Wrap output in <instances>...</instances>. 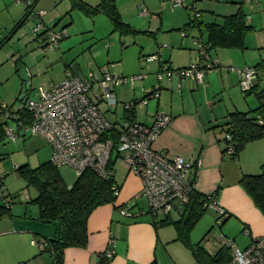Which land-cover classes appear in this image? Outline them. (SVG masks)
<instances>
[{"label": "crops", "instance_id": "1", "mask_svg": "<svg viewBox=\"0 0 264 264\" xmlns=\"http://www.w3.org/2000/svg\"><path fill=\"white\" fill-rule=\"evenodd\" d=\"M144 1L146 2V0ZM173 1L161 0V9L158 8L155 10L156 12L154 10L151 12L152 17L157 19L159 23L157 22L158 24H156L149 21V28L145 31L156 34L164 28L163 18L161 15L157 17V13L159 14L160 10H167L168 5L176 8L173 5ZM188 2L190 1H186L183 6H188ZM229 2L240 4L239 9L243 8V0H229ZM254 2L261 4L262 1L251 2L253 8ZM117 4L123 16L119 0H117ZM191 5L192 3L189 4L188 9H193ZM224 8L231 11L229 13L232 14L235 11H239L237 6L228 5ZM150 11L148 12L147 10L144 14L141 11V14L147 16ZM215 13L216 10L214 9L213 14L215 15ZM261 13L264 14V12ZM68 14H71L72 17L71 10L68 11ZM249 15L247 14V19H250ZM172 16L174 17V24L170 28L175 27L174 29L181 31L182 39L165 36V39L168 38L169 41L172 40L175 43L174 46H170L167 43L159 44L157 51L150 54V56L157 55L159 59L150 60L146 58V60L149 62L157 61L159 69L161 64H168L175 70L188 67L200 60L206 62L201 57L200 49L198 51L196 49L197 39L194 41L193 38H188V33L191 34L192 29L188 31L183 29L187 23L196 18V14L193 16L190 12L188 17H186V15L182 14V11L174 10ZM178 18L181 21H178ZM176 19L178 22L175 21ZM51 20L55 22L56 18L52 17ZM199 20L204 23L202 26L205 27L206 31L207 23L224 22V19L222 21H207L202 13ZM73 23L74 18L72 17V20L64 28ZM181 23L185 25L180 26ZM253 23L250 24L256 28L255 22ZM130 24L139 30L140 27ZM57 25H59V22H56L51 27L55 28ZM202 26L200 29H202ZM41 37H44V41L47 42L46 34H37L36 38L39 39ZM247 38L248 35L246 37L248 48ZM251 38L253 39V37ZM212 50L214 51L212 52ZM212 50L210 51L212 57L220 60L221 66L219 69L208 71L203 83H199L194 78H181L177 74L171 80L165 77L161 81L160 96H151L150 100L153 98L156 100L154 102L149 100L147 105L144 104L148 107L145 116L141 118L137 114V119L138 121L151 124L159 111L171 115L172 121L162 131L155 142V147L158 150L167 152L170 156L181 155L192 160L202 159L201 167L191 172V176L196 179V187L203 193H211L220 186L218 202L223 208L232 213V217L223 226L222 233L234 239L236 243L239 240L244 241L246 247L254 238L264 235V213L243 187L241 179L244 174L264 171V138L249 143L237 159L224 152L226 147L224 124L228 115L235 111L253 109V102L248 101L247 95L243 97L240 93L241 77L239 73L237 71L233 72L234 70L230 68L228 69V67L232 66V63H236L240 53H237L234 49L215 48ZM144 56L147 55L144 54ZM261 57V61H263L264 51L261 52ZM246 58L248 57L243 60L247 63L246 65L253 66V56L252 60ZM249 63L252 64L248 65ZM65 67V77L68 71L87 75L91 71L106 68L99 66L98 69L83 70L81 65L75 62H68ZM255 79L256 84H259L261 88L264 87V82H261V74L258 75V79L257 77ZM154 85L147 87L144 84L142 86L144 91L142 98L146 97L148 93L151 94ZM233 88L237 89L238 98L234 99L232 97L231 102L225 103V105L218 103L219 95L223 94L224 96L226 91L231 94V89ZM142 98L135 97L130 102ZM5 154L2 151L0 160ZM115 171V178L121 184L117 201L101 205L93 211L88 222V245L86 247L73 246L67 248L65 251V264H199L191 249L177 240L176 228L173 225L157 226L155 224V219L162 218L159 217V214L157 216L153 214V216H149L148 214L150 213L143 212L136 216L128 217L121 213L118 207L122 204L138 205L136 210L143 209L138 202L139 196H142L143 182L139 176L133 175L129 170H123L119 174L115 166ZM13 214L12 217H5L0 221V264H53L51 253L41 250L39 245L35 243V239L44 236H54L57 232L56 223L41 221L39 219L40 210H33V212L28 210L26 212H16L13 210ZM166 215L172 218L173 211L170 214H164V216ZM178 218L174 217V219ZM211 230L197 242H202L203 240V245L211 253H216L221 248V237L210 234ZM113 240L116 253L112 258L105 259L103 254L111 246ZM237 244L240 246L239 242Z\"/></svg>", "mask_w": 264, "mask_h": 264}, {"label": "built area", "instance_id": "2", "mask_svg": "<svg viewBox=\"0 0 264 264\" xmlns=\"http://www.w3.org/2000/svg\"><path fill=\"white\" fill-rule=\"evenodd\" d=\"M26 1L32 3L34 0ZM186 1L188 0H174L173 5L181 7ZM189 1H192L191 6L195 9L196 16L200 17L201 12L196 8L199 0ZM145 12L147 8L143 7L142 13ZM47 14L46 9H33L31 16L34 15L39 20L33 30L36 34L46 32L47 45L53 48L60 44L68 32L65 28H50L44 19ZM197 42L201 57L206 62L200 60L178 70L168 64H161L157 72L158 83L154 85L151 96H160L161 81L165 77L171 80L177 74L181 78H194L203 83L208 71L221 66L220 60L212 57L209 45L200 40ZM149 59L157 60L159 57L152 55ZM229 68L239 73L244 90L253 87L258 74L254 66ZM148 77L147 73L127 76L114 73L108 68L91 71L87 75L68 71L63 81L50 87L41 86L36 98L31 97L29 88L19 106L1 101L0 158L2 147L7 141L18 143L29 132L32 135H41L53 147L51 161L55 165L72 167L78 175L87 169H93L100 176L109 178L115 174L111 160H121L129 172L142 179L141 195L147 197L154 213L161 211L170 214L174 207L181 211L190 202L192 192L197 188L191 172L201 167L202 159L170 156L155 147L162 131L170 125L171 115L159 111L151 124L124 117L113 121L108 116V113H117L120 102L117 94L119 86L131 85L135 89L138 81ZM139 100L147 105L150 97ZM134 105V102H129L125 107ZM113 132L118 133V141L112 135ZM227 137L231 139L230 134ZM231 152L233 147H230L229 153ZM15 166L17 168L19 164L16 163ZM0 199L7 205L13 203V198L8 197L5 175L2 173ZM207 207L218 211L220 215L226 214V209L219 204L216 197L209 199ZM134 209L127 204L120 211L125 216L133 217L136 216ZM112 242L103 254L106 259L112 258L116 253L114 240ZM35 243L43 251L50 246L49 240L43 237L36 238ZM221 246L232 248L230 264H264V235L254 238L248 246L242 248L234 239L223 234Z\"/></svg>", "mask_w": 264, "mask_h": 264}, {"label": "rangeland", "instance_id": "3", "mask_svg": "<svg viewBox=\"0 0 264 264\" xmlns=\"http://www.w3.org/2000/svg\"><path fill=\"white\" fill-rule=\"evenodd\" d=\"M85 1L96 5L100 0ZM243 1L242 7L244 11L246 14L252 16L248 21L250 23L255 22L257 26L255 30L248 34L247 41L249 47L245 50L218 48L234 49L237 53H240V57L236 60V63H232V66L236 68L246 67L247 63L243 61L244 58L248 57L246 59L252 60V56L253 66H255L262 60L261 52L264 51V14L261 13L264 12V3H262L264 0H256L262 2L261 4L254 2V8L249 0ZM74 3V0H40L36 6L37 10L46 9L48 11V15L45 17L47 25L53 26L56 22H59V25L55 27L56 30L64 29V26L72 20V17L74 18V23L65 28L68 35L61 40L57 47L51 48L46 46L47 42L44 41V37L36 38L37 34L33 29L39 20L32 15L14 37L0 49V97L8 104L19 106L24 87L26 83H29L31 97L36 98V93L41 86L53 85L64 80L65 65L68 62L79 63L83 70L98 69L99 66H103L114 73H123L127 76L137 73H147L149 78L144 81H138L136 89H133L131 85H123L117 88L120 101L117 105V115L108 113L109 118L115 121L117 118L123 117L127 102L132 101L135 97L142 98L144 93L142 86L144 84L148 87L158 83V63L157 61L149 62L146 58H149L150 54L157 51L159 44L167 43L170 46H174L175 43L172 40L169 41L168 38L165 39V36L182 39L181 31L174 29L175 27L170 28L174 24L173 11H182V14L188 17V13L190 12L194 16L195 9H188L192 1L188 2V6L173 8L168 5L167 10H160L159 14L157 13V17L161 15L163 18L164 28L156 34H151L143 31L148 30L149 21L156 24L159 23L157 19L152 17L151 12L153 10L156 12L155 10L158 8L161 9V0H146V2L144 0H119L123 19L134 26L140 27L139 30H142V32L137 34L122 36L120 32L113 31L114 23L106 13H99L92 17L78 7L73 9ZM196 4L197 10L204 15V19L207 21H222L225 19V14H232L229 13L231 11L224 8L225 6H237V10L241 6L240 4L229 2V0H200ZM27 5L28 2L26 0H0V38H4L10 33L18 20L24 15ZM141 7H146L148 12L151 10L150 14L147 16L142 15ZM214 9L216 10L215 15L213 14ZM70 10L72 11V17L71 14H68ZM52 17L56 18L55 22L51 20ZM175 21L178 22L181 19L178 18V21L177 19ZM182 25L184 26L185 24L181 23L180 26ZM191 32V34L188 33V38L203 42L207 40V31L204 26H202V29L196 27ZM196 45L198 51L200 45L199 43ZM144 54L147 56H144ZM17 60L18 63L16 64ZM251 64L249 63L248 65ZM22 69L27 70L29 75L28 80H23L21 75ZM215 69H219V67L213 70ZM260 74L261 82H264V69L260 70ZM256 77L258 79V76ZM239 88L241 95L244 97L243 87L240 85ZM231 91V94L229 91H226L224 96L221 93L222 95L218 97V103L220 102L225 105V103L231 102L232 97L237 99L239 96L237 89L233 88ZM247 98L248 101L253 102V108L259 104L256 93L247 95ZM155 100L153 98L150 101L154 102ZM147 108L144 104L138 103V117L143 118ZM2 150L6 154L0 160V173L6 176L8 194L12 193L15 195L13 210L16 212H26V210L29 212H33V210L39 211V205L30 200L31 197L35 198L38 195L37 189L34 186L28 185L26 178L16 169L15 164H28L34 168L40 166L43 162L51 159L53 152L52 145L44 136L32 135L29 132L18 143L7 141L3 145ZM116 169L119 174L123 170H128L121 160L116 163ZM60 171L68 184H73L76 181L78 173L74 168L63 165L60 166ZM138 202L139 206L145 211L150 208V202L147 197L143 195L139 196ZM158 214L159 217L164 216V213L161 211ZM218 214L219 212L213 209L206 212L192 231L191 237L194 242L202 239L211 229L210 234L213 236H223L220 224L217 222ZM148 215L153 216L151 213ZM179 215L180 210L174 207L172 218H178ZM168 225L174 226V224ZM238 242L242 248L245 247L244 244L246 243L244 241L239 240Z\"/></svg>", "mask_w": 264, "mask_h": 264}, {"label": "trees", "instance_id": "4", "mask_svg": "<svg viewBox=\"0 0 264 264\" xmlns=\"http://www.w3.org/2000/svg\"><path fill=\"white\" fill-rule=\"evenodd\" d=\"M38 1L34 0L32 3H28L24 15L18 20L10 33L4 38H0V49L30 19ZM74 2L73 9L78 7L92 17L99 13H106L114 23V31L120 32L121 35L142 32L123 19L117 0H101L97 5H92L84 0H74ZM202 25L204 23L200 22L199 17L196 16L183 29L188 31ZM49 27L51 28V26ZM206 28L208 38L204 42L209 45L211 50L215 48L245 50L247 48V35L256 29L254 25L248 22L247 14L243 8H240L234 14L226 15L223 23H207ZM44 34L46 32L38 35ZM46 46L48 45L46 44ZM254 67L258 71V76L260 70L264 69V60ZM244 92L245 95L256 93L259 105L249 111L232 112L227 117V121L224 124V140L226 142L224 152L229 153L230 147H233V152L229 154L235 159L239 158L241 152L249 143L264 138V87L261 88L259 84L255 83L253 87L244 90ZM147 97H151V94L148 93L143 98ZM1 101L3 100L0 97V103ZM139 101V99H135L133 107L124 108V118L138 121L136 105ZM227 134L231 135V139L227 137ZM112 135L118 141V133L113 132ZM116 163V159L111 160V166L114 171ZM16 169L26 178L28 185L34 186L38 191V195L32 198L31 202L37 203L40 207L39 219L43 222L56 223L57 225V232L54 236L43 237L50 242V246L44 251L51 253L53 264H65V251L67 248L73 246L86 247L88 245V222L91 214L101 205L115 203L119 197L117 191L120 192L121 190V184L117 182L115 174L107 178L100 176L93 169H87L84 173L77 176L76 181L72 185H69L62 175L60 167L55 165L51 159L35 168L26 164L19 165ZM194 181L196 182V179H193ZM241 184L264 213V171L244 174ZM219 193L220 186L211 193H203L196 188L192 192L190 202L180 211L178 219L171 218L168 215L155 219L157 226L174 224L177 229V240L191 249L199 264H230L233 257L231 247L221 246L216 253H211L203 245V240L202 242H194L191 237L193 229L206 212L210 210L207 207L209 199L211 197L218 199ZM8 197L13 198L11 205H7L0 199V221L5 217L14 215L12 209L15 195L10 193ZM123 206L125 204L120 205L118 208L120 209ZM137 206H131L133 209L135 208L134 212L136 215L143 212L151 213L155 216L158 214L154 213L150 208L147 211L144 209L136 210ZM231 217L232 213L227 210L225 215L218 214L217 222L220 224L221 229Z\"/></svg>", "mask_w": 264, "mask_h": 264}, {"label": "water", "instance_id": "5", "mask_svg": "<svg viewBox=\"0 0 264 264\" xmlns=\"http://www.w3.org/2000/svg\"><path fill=\"white\" fill-rule=\"evenodd\" d=\"M21 75L23 77V80H28L29 79V75L27 73V70L26 69H22L21 70ZM30 88V84L29 83H26L25 87H24V90H23V93L21 94V97L20 99L21 100H24L25 96H26V92L27 90Z\"/></svg>", "mask_w": 264, "mask_h": 264}]
</instances>
